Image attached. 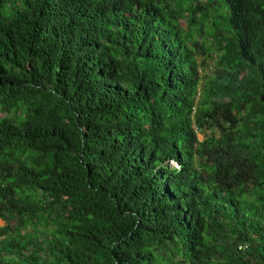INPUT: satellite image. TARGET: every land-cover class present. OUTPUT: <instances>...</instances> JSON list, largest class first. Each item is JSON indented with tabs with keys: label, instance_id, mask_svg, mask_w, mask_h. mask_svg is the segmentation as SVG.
Listing matches in <instances>:
<instances>
[{
	"label": "trees",
	"instance_id": "obj_1",
	"mask_svg": "<svg viewBox=\"0 0 264 264\" xmlns=\"http://www.w3.org/2000/svg\"><path fill=\"white\" fill-rule=\"evenodd\" d=\"M225 2L0 0V264H264V0Z\"/></svg>",
	"mask_w": 264,
	"mask_h": 264
},
{
	"label": "rangeland",
	"instance_id": "obj_2",
	"mask_svg": "<svg viewBox=\"0 0 264 264\" xmlns=\"http://www.w3.org/2000/svg\"><path fill=\"white\" fill-rule=\"evenodd\" d=\"M215 6H217V8L219 9V13H221L223 15V17H221L219 19L220 22L224 23L225 18H228L229 15V9H228V4L225 2V0H217V3L215 4ZM182 25L185 27L186 31H190L188 24V21L186 19H182L181 20ZM211 22H208L205 27H204V35L203 37H200L197 33L201 32V26H195L193 27L192 33H193V38L199 40L200 42H202L205 47L207 48V46H209L211 44V38L209 37V27H210ZM199 138L202 140L203 134H199ZM6 222L0 218V227L1 226H5Z\"/></svg>",
	"mask_w": 264,
	"mask_h": 264
}]
</instances>
